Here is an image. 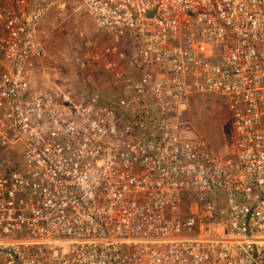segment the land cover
Segmentation results:
<instances>
[{
  "label": "built area",
  "instance_id": "1",
  "mask_svg": "<svg viewBox=\"0 0 264 264\" xmlns=\"http://www.w3.org/2000/svg\"><path fill=\"white\" fill-rule=\"evenodd\" d=\"M70 11L111 94L39 79ZM209 96L224 156L187 121ZM0 264H264V0H0Z\"/></svg>",
  "mask_w": 264,
  "mask_h": 264
},
{
  "label": "rangeland",
  "instance_id": "2",
  "mask_svg": "<svg viewBox=\"0 0 264 264\" xmlns=\"http://www.w3.org/2000/svg\"><path fill=\"white\" fill-rule=\"evenodd\" d=\"M44 31L46 56L39 72L40 80L66 89L114 92L103 62L93 58L96 53H102L106 35L98 32L89 17L74 11L66 15L58 13L48 20ZM187 121L194 130L191 135L204 138L218 155H225L232 125L225 99L196 98L191 102Z\"/></svg>",
  "mask_w": 264,
  "mask_h": 264
}]
</instances>
